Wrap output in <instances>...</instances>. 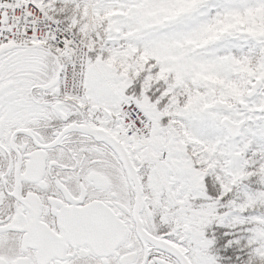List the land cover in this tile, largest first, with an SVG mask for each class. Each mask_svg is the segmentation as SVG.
Masks as SVG:
<instances>
[{"label": "snow or ice", "instance_id": "snow-or-ice-1", "mask_svg": "<svg viewBox=\"0 0 264 264\" xmlns=\"http://www.w3.org/2000/svg\"><path fill=\"white\" fill-rule=\"evenodd\" d=\"M0 264H264V0H0Z\"/></svg>", "mask_w": 264, "mask_h": 264}]
</instances>
